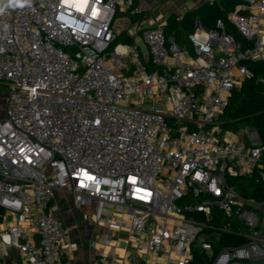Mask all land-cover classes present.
<instances>
[{"label": "built area", "instance_id": "obj_1", "mask_svg": "<svg viewBox=\"0 0 264 264\" xmlns=\"http://www.w3.org/2000/svg\"><path fill=\"white\" fill-rule=\"evenodd\" d=\"M143 12L135 0H0V208L11 218L0 253L22 256L9 264H69L78 244L57 193L128 231L120 261L111 235L89 241L108 246L99 264H264L254 201L229 184L253 173L264 144L250 126L220 130L246 63L264 61V0H239L214 29L195 24L187 46L165 21L114 28ZM123 34L139 35L149 65ZM220 234L242 241L218 248Z\"/></svg>", "mask_w": 264, "mask_h": 264}, {"label": "trees", "instance_id": "obj_2", "mask_svg": "<svg viewBox=\"0 0 264 264\" xmlns=\"http://www.w3.org/2000/svg\"><path fill=\"white\" fill-rule=\"evenodd\" d=\"M238 5L239 0L205 2L183 13L179 21L176 20V16L170 15L165 20L164 34L183 46L186 43L184 38L195 29L196 22L208 30L214 29L215 22L218 19H225L226 13L235 10ZM226 32L231 33L237 41L241 40L228 23ZM121 40L129 44L132 42L124 37ZM147 64L149 65V62ZM246 67L251 76L246 78L239 88L233 90L228 106L220 117V130L234 134L245 126H250L255 130L261 144H264V61L249 62L246 63ZM260 163L264 169V154ZM229 184L243 197H251L256 201L264 199V180L257 171L251 175L231 177ZM2 214L3 210L0 208V218ZM227 221L228 218L222 217L219 220L220 223ZM241 241L242 239L236 238L235 235L220 234L218 248ZM192 264H203V261L195 256Z\"/></svg>", "mask_w": 264, "mask_h": 264}, {"label": "crops", "instance_id": "obj_3", "mask_svg": "<svg viewBox=\"0 0 264 264\" xmlns=\"http://www.w3.org/2000/svg\"><path fill=\"white\" fill-rule=\"evenodd\" d=\"M205 2H209V0H137L135 1V3L141 5L144 9V12L138 18L131 20L120 19L119 21L121 22L128 21L131 27L138 26L140 24L142 26H147L148 24L151 23L165 21L166 18L169 17L170 15H174L178 17L175 14L176 10L178 9L182 11L181 14L182 16L183 13H185L186 11L193 9ZM182 4H185L187 8L185 6H182ZM157 5L159 6L164 17L157 18V16H155L154 18L143 20L146 17V13L149 11V8L156 7ZM119 21L115 22V26ZM127 29L128 28L124 30L123 29H118V30L124 32ZM123 37L126 39H130L132 41L130 45H136L140 50L141 59L148 62L146 49L144 45H142L139 35L135 37L133 36L126 37L123 34ZM184 39L186 40V38ZM183 46H187V41ZM255 171H257L259 175L264 174V169H262L261 163L254 169L253 172ZM244 198L252 199L254 201V204H251V206H249L250 209L258 211L260 215L261 214L264 215V199H262L261 201H256L254 198L251 197H244ZM55 202H57V204L59 205L60 218L66 225L71 227L70 240L78 244L77 248L70 250L67 254L66 261L69 264H99L98 254L102 253L104 255H107L108 246L98 244L93 249L89 247V241L96 240L97 238L101 237L104 234H109L112 236L110 245L115 247L113 252L114 261H120V256L122 255L123 250H125L127 254L133 252L131 245L126 243V240L130 236L128 235V231L126 229H123L119 233H116L96 225L92 220L90 209L84 208L78 211L71 209V199L66 194L57 193L55 196ZM114 216L116 218L122 217L126 221H129L128 215H123L117 210L114 211ZM10 223H11V218L8 217L6 214L3 215L2 219L0 218V235H3L4 232L7 231L8 227L10 226ZM259 230L262 234H264V222H261L260 218H259ZM120 235H123V237H121ZM136 235H137L136 233H133V236ZM3 240L6 242L7 237L4 236ZM31 241L35 244L37 238L32 237ZM21 260H22L21 254L19 253V251L13 248H10L8 250V254L5 256H2L0 253V264H9L13 261L21 263Z\"/></svg>", "mask_w": 264, "mask_h": 264}, {"label": "rangeland", "instance_id": "obj_4", "mask_svg": "<svg viewBox=\"0 0 264 264\" xmlns=\"http://www.w3.org/2000/svg\"><path fill=\"white\" fill-rule=\"evenodd\" d=\"M182 6H185L187 8V6L185 4H182ZM175 14L178 17H180L182 14V11H180L178 9V10H176ZM155 16H157V18L164 17L158 5L156 7L149 8V11L146 13V17L143 20H148L150 18H154ZM129 27H131V25L128 21H122V22L119 21V22H117V24L114 28L124 30V29L129 28ZM7 94H8L7 86L5 84H3V82H0V116H2V114H3L4 102L6 100ZM258 216L261 219V222H264V215H262V214L260 215L258 213ZM227 222L231 223L234 226L239 225V223L235 219H228ZM223 224L224 223H221V226H223ZM120 236L123 237V235H120Z\"/></svg>", "mask_w": 264, "mask_h": 264}, {"label": "clouds", "instance_id": "obj_5", "mask_svg": "<svg viewBox=\"0 0 264 264\" xmlns=\"http://www.w3.org/2000/svg\"><path fill=\"white\" fill-rule=\"evenodd\" d=\"M17 3H20V0H16ZM24 2H27V0H24ZM22 6V5H21Z\"/></svg>", "mask_w": 264, "mask_h": 264}, {"label": "water", "instance_id": "obj_6", "mask_svg": "<svg viewBox=\"0 0 264 264\" xmlns=\"http://www.w3.org/2000/svg\"><path fill=\"white\" fill-rule=\"evenodd\" d=\"M196 26H199V23L198 22H196ZM258 139V138H257Z\"/></svg>", "mask_w": 264, "mask_h": 264}]
</instances>
